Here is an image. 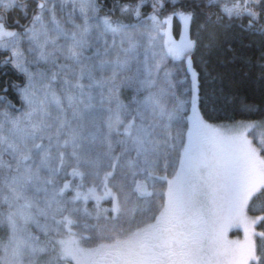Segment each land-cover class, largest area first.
I'll use <instances>...</instances> for the list:
<instances>
[{"label": "snow or ice", "instance_id": "obj_1", "mask_svg": "<svg viewBox=\"0 0 264 264\" xmlns=\"http://www.w3.org/2000/svg\"><path fill=\"white\" fill-rule=\"evenodd\" d=\"M256 36L264 102V0H0V264H264V108L211 59Z\"/></svg>", "mask_w": 264, "mask_h": 264}, {"label": "trees", "instance_id": "obj_2", "mask_svg": "<svg viewBox=\"0 0 264 264\" xmlns=\"http://www.w3.org/2000/svg\"><path fill=\"white\" fill-rule=\"evenodd\" d=\"M101 3L106 4L108 7L111 6L113 0H100ZM146 11H150V8H146ZM13 18V14H11ZM18 18L23 21L21 24H25L26 20L23 18V15L18 16ZM124 22H134L129 18H124ZM243 23H247V21H243ZM175 31L178 32L181 25L178 21H174ZM244 44L246 47L244 48V52L246 53V59L252 64L255 65L254 68H243V70L239 73L233 75L232 67H224L226 62H230L232 60L233 55L237 54L233 51H229L226 46L223 51L220 52L219 56H213L212 62L218 65V70L221 71L225 75V84L228 85L226 89L225 97L220 101V113L221 117H226L230 114H234L238 109H240L243 105H254L256 111L259 112L261 108H264V102H262L261 97L258 92V83L253 86V81H256L259 76V63L261 62V53L259 50V37H249L244 40ZM232 48L238 49L239 45L232 44ZM13 75V70H11ZM20 79L21 75H17ZM243 77V80L241 79ZM17 79V80H19ZM19 82V81H17ZM251 119H260L259 115H252L248 117Z\"/></svg>", "mask_w": 264, "mask_h": 264}, {"label": "flooded vegetation", "instance_id": "obj_3", "mask_svg": "<svg viewBox=\"0 0 264 264\" xmlns=\"http://www.w3.org/2000/svg\"><path fill=\"white\" fill-rule=\"evenodd\" d=\"M28 3L33 4L34 0H28ZM12 14L14 19H19L20 23L23 21L22 19L18 18V16L23 15L22 13L14 12ZM6 55H7L6 52L0 50V60H2ZM4 68L5 66L0 64V89H3L4 87H8V91L7 92L0 91V96L6 97V99L1 101L7 103L10 107H12L14 110L19 112L22 109L19 92L15 88L11 87V84L16 82L18 74L14 70H13V76L11 71H8L6 74H3Z\"/></svg>", "mask_w": 264, "mask_h": 264}, {"label": "rangeland", "instance_id": "obj_4", "mask_svg": "<svg viewBox=\"0 0 264 264\" xmlns=\"http://www.w3.org/2000/svg\"><path fill=\"white\" fill-rule=\"evenodd\" d=\"M181 31H182V26L180 27V29H179L178 32L175 31L174 22H173V26H172V36H173V38L176 41H179L180 40ZM17 74H20V73H17ZM20 75H22V74H20ZM17 79H19V78L17 77ZM17 79H16V82L19 81ZM19 97H20L21 104H22V107H23L24 102H23V99L21 98L20 94H19ZM4 109H7L8 111L13 112L14 114H18L19 113L16 110H14L12 107H10L7 103L2 102L0 100V110H4ZM105 206H108V205H105ZM229 235H230V238H232V239L242 238L243 232H242V230H235L234 229L232 232L229 233Z\"/></svg>", "mask_w": 264, "mask_h": 264}]
</instances>
